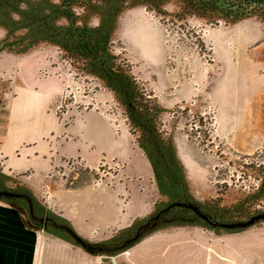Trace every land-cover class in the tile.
<instances>
[{
	"label": "rangeland",
	"instance_id": "1",
	"mask_svg": "<svg viewBox=\"0 0 264 264\" xmlns=\"http://www.w3.org/2000/svg\"><path fill=\"white\" fill-rule=\"evenodd\" d=\"M58 4V0L0 2V114L8 110L18 119H31L37 129L52 128L54 136L48 139L58 147L64 145L61 152L76 147L83 151L86 145L107 146L91 130L90 117L80 115L98 108L110 113L116 125L115 146L107 156L114 155L99 167L63 159L49 176L34 180L0 173V190L30 193L34 204L62 225L35 228L44 230L47 238L61 239L87 252L68 234L67 229L73 230L97 248L87 252L93 264L175 260L184 247L172 248L167 258L162 250L154 254L137 251L141 240L152 234L132 245L127 241L120 252L111 250L133 238L136 224L169 201L155 178L141 168L143 161L151 163L127 133L121 105L113 97L106 104L91 103L90 98L104 92L100 82L90 71L78 69L81 64L64 60L53 40L44 37L48 23L58 27L66 22L55 15ZM111 12L110 6L93 5L86 8L79 23L97 26ZM50 14L53 21L43 18ZM200 23L192 20L185 30L169 18L131 5L116 17L115 30L112 23L106 28L113 38V52L128 62L136 80L160 105L159 129L182 172L184 186L177 192L196 206H230L238 199L237 190L248 191L256 183L242 165L264 160V26L252 17L212 27ZM199 34L202 46L195 43ZM190 92L194 94L191 100L177 103L180 94ZM15 93L17 103L11 101ZM165 190L174 191L170 186ZM17 203L26 210L23 202ZM76 215L87 229V239L84 231L73 229L71 220ZM178 229L212 233L188 238L199 244L192 250L205 256V263L211 259L213 264H264V226L238 232L191 224L157 232ZM176 238L180 237L169 239Z\"/></svg>",
	"mask_w": 264,
	"mask_h": 264
},
{
	"label": "trees",
	"instance_id": "2",
	"mask_svg": "<svg viewBox=\"0 0 264 264\" xmlns=\"http://www.w3.org/2000/svg\"><path fill=\"white\" fill-rule=\"evenodd\" d=\"M11 0H0L7 4ZM55 15L65 19L64 25L48 23L45 30L46 39L53 40L55 46L64 54V58L72 64H81L78 69L101 79L108 90L114 93L127 118L131 134L136 143L148 157L153 169L157 186L162 189L170 202H181L177 190L183 188L182 172L172 152V146L162 135L159 124L161 108L153 95L146 90L133 76L131 66L112 50L111 35L106 26L112 23L115 30L116 17L131 5L143 6L157 17L168 19L171 24L189 29L192 20L201 22L205 27L237 23L244 18H255L264 26V0H58ZM110 6L112 12L106 14L104 22L98 26H86L80 22L86 8L93 5ZM168 8L171 10L169 11ZM79 11V14L77 13ZM53 21L52 15L43 18ZM50 21V22H51ZM53 25V26H51ZM51 26V28H50ZM197 45H203L202 35L196 36ZM264 160L249 161L243 164L245 173L256 181L248 191L237 190L238 196L233 205L221 207L208 206L194 221L197 211H183L191 214L188 219L177 218L166 224L161 219L148 220L144 226L148 233L160 228L172 226L200 225L212 229L210 225L218 222L230 224L229 231H246L257 226H264ZM7 177V176H6ZM21 178V177H18ZM170 186L173 192L165 189ZM236 196V197H237ZM27 207L32 211L34 198L25 193ZM176 206V204H175ZM17 208V207H16ZM20 209V207H18ZM182 208V207H178ZM23 212V211H22ZM181 212V211H180ZM27 221V218L25 219ZM201 222V223H200ZM87 252L96 251L92 245L82 247Z\"/></svg>",
	"mask_w": 264,
	"mask_h": 264
},
{
	"label": "crops",
	"instance_id": "3",
	"mask_svg": "<svg viewBox=\"0 0 264 264\" xmlns=\"http://www.w3.org/2000/svg\"><path fill=\"white\" fill-rule=\"evenodd\" d=\"M103 91L99 92L97 98H90V100L104 101L106 104V101L113 96L107 90ZM193 95L191 92L190 94L185 93V95L180 94L181 98L177 103L185 104L188 99H192ZM17 97L18 95L15 93L11 101L17 103ZM83 113L80 115L83 118L87 115L90 117L92 121L91 130L102 137L106 147L93 149L91 144L86 145L83 151L81 147H76L61 152L64 145L58 147L57 142L53 144L50 141L54 136L52 128L37 129L34 123L30 121L31 119L27 117L18 119L16 116L13 117L8 114V110L7 112L4 111L3 114H0V172L9 176L34 180L49 176L57 164L65 158H78L89 167L99 165L103 160L106 161L107 157L114 155L111 152L107 156L108 149L110 147L113 149L115 146V123L111 116L100 109L86 110ZM127 133L132 140L131 134L128 131ZM65 142L68 143L67 140ZM151 166L145 161L141 164V168L146 171L149 177L153 178ZM25 219L26 216L22 210L11 203L0 200V264H93L87 252L61 239L47 238L44 230L38 231ZM79 221L80 215L74 216L71 220L74 225L73 229L77 232L79 230L84 231L86 233L84 239H87L89 237L87 229L81 227ZM211 234L210 232L190 230L179 231V229L167 233L156 232L149 238L141 240V244L137 246V251L154 254L162 250L164 252L163 257L167 258L172 248L180 249L179 245L184 247L181 253L175 256V260L166 261L164 264H199V261L205 263L206 257L192 250L199 244L188 240V238L192 235L208 236ZM171 236H179L180 238L171 240L169 239ZM126 264L128 263L126 262ZM147 264H156V262H148ZM205 264L213 263L210 259Z\"/></svg>",
	"mask_w": 264,
	"mask_h": 264
},
{
	"label": "flooded vegetation",
	"instance_id": "4",
	"mask_svg": "<svg viewBox=\"0 0 264 264\" xmlns=\"http://www.w3.org/2000/svg\"><path fill=\"white\" fill-rule=\"evenodd\" d=\"M58 48V47H56ZM58 50H60L58 48ZM60 54H61V57H64L63 56V53L61 51H59ZM67 61V59H64ZM72 65V64H71ZM132 70V69H131ZM133 73V72H132ZM134 76V75H133ZM86 77V76H85ZM93 78L96 79V81L98 80L101 84V87L103 88V90H107L108 92H110L112 95H113V98L117 101L115 95L113 92H111L110 90H108V88H106V86L104 85V82L101 81L100 78L96 77V76H92ZM147 90V89H146ZM92 102H95V100H92ZM118 103V102H117ZM119 104V103H118ZM159 104V103H158ZM120 105V104H119ZM160 106V105H159ZM98 109V108H96ZM110 115V113H109ZM125 115V114H124ZM125 119L127 121V118L125 116ZM128 122V121H127ZM128 125V123H127ZM116 126V125H115ZM129 127V125H128ZM130 134H131V131H130V128H129V131H128ZM132 136V141L134 143V145L141 150V153L146 155L145 152L139 148V146L137 145L136 143V138L131 134ZM147 157V155H146ZM148 158V157H147ZM63 160V159H62ZM65 160H80L78 158H74V159H66ZM114 160V159H113ZM112 160V161H113ZM82 162V160H80ZM150 162V161H149ZM83 163V162H82ZM109 162L108 161H105L103 160L102 162L99 163V165H104V164H108ZM84 164V163H83ZM98 165V164H97ZM96 165V166H97ZM98 165V167H99ZM86 166V165H85ZM89 167V166H87ZM154 170V169H153ZM1 173V172H0ZM2 174V173H1ZM5 175V174H3ZM153 177H154V173H153ZM10 194H13V195H9ZM24 193H15V192H10V191H1L0 190V200H4L8 203H11L13 204L15 207H19V204L17 202L21 201L23 202L25 205H26V210L24 211L23 208L20 207V210H22L26 215V218H27V222L30 223V225L32 227H36V225H40V226H47V227H57V228H62V225H58L55 221H53V218L50 217V215L47 213V210L45 208H40L39 206H37V204L35 205L33 203V210L31 211L28 207H27V204H26V200L24 199ZM167 197V196H166ZM167 200L169 201L168 204L165 206V207H161V208H158V210H155L148 218H151V219H161V221H163L161 224H166L168 222H170L171 220H175L177 218H181V219H188L189 220V215L191 214H188V217H187V214L184 213L183 211H190V209H195L197 211L196 215H194V221H198L197 220V215L198 214H202L204 210H206L208 208V206H212V203H209V204H205V205H201V206H196V204H192L189 200H187L185 197H181V202L178 201L177 203L174 202H170V199L167 197ZM176 204V206H175ZM18 205V206H17ZM178 207H182V208H178ZM19 209V208H18ZM181 211V212H180ZM148 218H144L142 219L140 222H138L135 226V235L133 236V238H131L130 240H126V241H123L121 245L119 246H116V247H113L112 252L113 251H116L117 252H120L122 250L125 249V245L126 243L129 242V245H132L134 242H136L138 239L144 237L145 235H149V234H153L159 230H165L166 228H160L156 231H153V232H150L148 233L146 228L144 227L146 225V223L148 222ZM199 222V221H198ZM201 223V222H200ZM212 227V231H216L217 229L218 230H231L232 229V226L228 223H222V222H218L217 220H215L214 222H212V225H210ZM169 228V227H168ZM70 231H72L75 235H77L73 230H69L67 229V232L69 235L70 234ZM72 236V235H71ZM78 236V235H77ZM80 238V236H78ZM73 238V236H72ZM74 239V238H73ZM75 240V239H74ZM80 240L83 242V244H80L79 242H76L78 243L80 246H85V243L81 238ZM128 241V242H127ZM93 246V245H92ZM127 247V246H126ZM96 248V247H95ZM97 250V248H96Z\"/></svg>",
	"mask_w": 264,
	"mask_h": 264
},
{
	"label": "water",
	"instance_id": "5",
	"mask_svg": "<svg viewBox=\"0 0 264 264\" xmlns=\"http://www.w3.org/2000/svg\"><path fill=\"white\" fill-rule=\"evenodd\" d=\"M9 195L11 196L13 194L9 193ZM70 234L73 236V238L75 239L76 242H79L80 244H83V242L80 240V238L77 235H75L72 231H70Z\"/></svg>",
	"mask_w": 264,
	"mask_h": 264
},
{
	"label": "clouds",
	"instance_id": "6",
	"mask_svg": "<svg viewBox=\"0 0 264 264\" xmlns=\"http://www.w3.org/2000/svg\"><path fill=\"white\" fill-rule=\"evenodd\" d=\"M97 26H98V21H97Z\"/></svg>",
	"mask_w": 264,
	"mask_h": 264
}]
</instances>
